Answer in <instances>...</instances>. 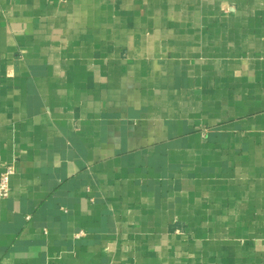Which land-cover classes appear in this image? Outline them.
Returning <instances> with one entry per match:
<instances>
[{
  "label": "crops",
  "instance_id": "obj_1",
  "mask_svg": "<svg viewBox=\"0 0 264 264\" xmlns=\"http://www.w3.org/2000/svg\"><path fill=\"white\" fill-rule=\"evenodd\" d=\"M0 264H264V0H0Z\"/></svg>",
  "mask_w": 264,
  "mask_h": 264
},
{
  "label": "built area",
  "instance_id": "obj_2",
  "mask_svg": "<svg viewBox=\"0 0 264 264\" xmlns=\"http://www.w3.org/2000/svg\"><path fill=\"white\" fill-rule=\"evenodd\" d=\"M15 174L13 165L5 168L4 172L0 174V200L7 199L10 195V180Z\"/></svg>",
  "mask_w": 264,
  "mask_h": 264
}]
</instances>
